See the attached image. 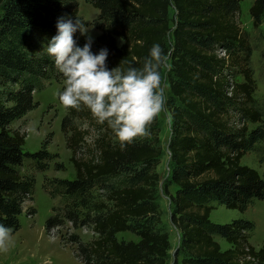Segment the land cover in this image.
<instances>
[{"label": "trees", "instance_id": "obj_1", "mask_svg": "<svg viewBox=\"0 0 264 264\" xmlns=\"http://www.w3.org/2000/svg\"><path fill=\"white\" fill-rule=\"evenodd\" d=\"M86 1L100 11L95 26L101 33L92 39L91 51L107 49L110 70L141 68L157 43L170 53L171 169L163 189L173 205L171 220L181 233L183 256L173 264H264V244L257 249L249 241L253 221L210 218L213 201L245 211L255 199H264V176L242 163L246 152L264 141V124L252 130L247 124L261 121L262 114L250 105L256 85L249 66L253 49L240 20L242 0ZM0 7V224L16 231L36 185L35 176L22 167L33 158L44 170L43 159L51 156L46 150L26 151L27 132L11 124L35 107L39 79H64L45 51V36L58 34L61 17L83 19L71 0H0ZM249 11L253 25L260 26L264 0H254ZM78 33L74 39L82 48L88 36ZM238 74L243 81L235 79ZM69 111L63 128L77 175L52 179V188L46 185L51 196H63L66 204L63 213L56 208L46 220V229L65 221L75 228L91 227V241L76 233L69 239L83 264H167L171 241L157 203L158 138L137 137L121 150L112 129L99 124L89 109L81 105ZM73 119L86 120L89 129H80ZM157 125L158 117L149 132L155 134ZM91 130L98 135L87 143ZM123 176L129 184L113 181ZM97 187L105 191L104 199H98ZM121 232L138 240L119 238ZM214 235L231 247L224 250Z\"/></svg>", "mask_w": 264, "mask_h": 264}, {"label": "rangeland", "instance_id": "obj_2", "mask_svg": "<svg viewBox=\"0 0 264 264\" xmlns=\"http://www.w3.org/2000/svg\"><path fill=\"white\" fill-rule=\"evenodd\" d=\"M71 1L73 7L78 9V14L82 17L86 28L89 30L87 36H90L92 39L97 38L101 33V30L95 26V22L100 17L99 9L86 0ZM253 2L254 0H242L240 2V20L253 49L249 66L252 69L256 90L253 93L254 101L250 105L262 114L261 121L247 122L249 130L264 124V18L260 26L255 27L253 25V19L249 11ZM169 11L170 17L174 18L175 11L172 6ZM170 25L174 27V22L171 21ZM83 36L86 35L78 33L79 38ZM45 40L50 41L51 37L45 36ZM172 41L173 37L170 35L169 45L171 48ZM122 43L123 40L118 38V44L121 45ZM168 63H170V58ZM169 70L168 68H164L162 74L167 84L165 111L161 112L158 116V129H156V133H150L147 137L149 141H153L157 137L158 142L155 145L160 146L162 150L160 162L155 168L161 177L157 191V203L161 213V226L169 232L171 241L167 264H173L176 259L181 262L183 256L180 250L181 233L171 220L173 205L163 189L167 178H169L171 169L169 144L172 137V118L171 110L168 108L170 97ZM235 79L243 81L244 78L238 74ZM63 81L64 79L62 78L39 79L37 81L39 87L33 93L36 102L35 107L11 124L12 128H19L21 131L29 125L34 126L36 130L34 133L29 134L27 132L24 149L32 153L46 150L50 153L51 157L43 159L42 163L47 164L44 170L38 167L39 162L33 158L26 159L22 167L24 173L35 176L36 185L32 199L25 204L24 211L20 216V229L11 233L12 244L9 250L6 253L0 252V264H83L74 254L76 245L69 242L70 235L72 233L79 234L83 241H91L94 237L91 227L81 226L75 228L69 221H65L64 224L50 231L46 229L45 225L46 220L55 213L56 208H58L57 212L63 213L62 208L66 205L65 198L61 195L51 196L46 185L48 186L49 184L50 188H52L50 185L52 179L65 178L72 180L77 175L75 165L71 160L72 151L67 146V134L63 128L65 120L70 116V111L69 108L62 106L58 97V93L64 89ZM186 114L189 115L188 112ZM73 123L80 129H87L89 127L86 120L73 119ZM66 124L68 126L67 122ZM97 135V132L91 130V134L87 137V143H91V140ZM242 163L257 169L264 176L263 140L256 142L253 148L246 152L242 158ZM113 181L120 186L129 184L126 176L113 179ZM176 189L174 184L169 185L171 193L175 194ZM102 191L101 188H96V193L100 194L98 199L105 198L103 195L105 191ZM212 204L215 206L210 215L213 222L229 223L235 219L253 221L255 227L250 231L249 241L257 249L264 244V199H255L245 211L227 208L217 201H213ZM31 209H34L35 213L30 215L28 212ZM118 237L138 240L131 232H121L118 234ZM214 237L220 242L224 250L231 247V244L225 238L218 235H214Z\"/></svg>", "mask_w": 264, "mask_h": 264}, {"label": "clouds", "instance_id": "obj_3", "mask_svg": "<svg viewBox=\"0 0 264 264\" xmlns=\"http://www.w3.org/2000/svg\"><path fill=\"white\" fill-rule=\"evenodd\" d=\"M58 34L51 38L45 49L54 58L58 71L64 77V89L58 93L63 107L79 110L81 105L90 110L99 124L107 123L124 150L137 137L150 134L149 126L165 111L167 84L162 69L171 68L170 53L160 44H154L141 68L106 65L108 50L98 54L91 51L92 38L81 48L74 34L88 35L85 23L77 16L61 17L57 22ZM34 133L35 127L22 130ZM12 230L0 224V252L6 253L12 244Z\"/></svg>", "mask_w": 264, "mask_h": 264}, {"label": "water", "instance_id": "obj_4", "mask_svg": "<svg viewBox=\"0 0 264 264\" xmlns=\"http://www.w3.org/2000/svg\"><path fill=\"white\" fill-rule=\"evenodd\" d=\"M170 153H171V151H170Z\"/></svg>", "mask_w": 264, "mask_h": 264}, {"label": "crops", "instance_id": "obj_5", "mask_svg": "<svg viewBox=\"0 0 264 264\" xmlns=\"http://www.w3.org/2000/svg\"><path fill=\"white\" fill-rule=\"evenodd\" d=\"M98 9V8H97Z\"/></svg>", "mask_w": 264, "mask_h": 264}]
</instances>
